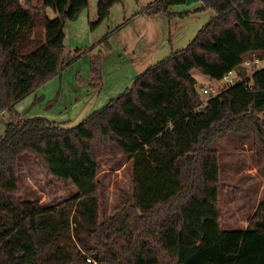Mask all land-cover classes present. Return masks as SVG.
<instances>
[{
	"label": "trees",
	"instance_id": "trees-1",
	"mask_svg": "<svg viewBox=\"0 0 264 264\" xmlns=\"http://www.w3.org/2000/svg\"><path fill=\"white\" fill-rule=\"evenodd\" d=\"M34 1L0 0V113L10 115L0 137V264H264V199L246 229H223L214 149L227 131L252 134L264 174V67L249 78L244 65L253 54L264 58V0H200L215 14L192 43L73 127L25 117L16 104L65 65L66 21L89 0ZM120 1L98 0L92 28ZM186 1L156 0L143 13L172 17L170 6ZM101 61H92L95 85ZM194 69L212 80L235 72L236 80L203 101ZM167 76L187 87L197 108L177 116ZM26 153L72 183L76 196L51 206L20 199ZM117 155L132 160L133 188L109 214L101 210L100 165Z\"/></svg>",
	"mask_w": 264,
	"mask_h": 264
},
{
	"label": "rangeland",
	"instance_id": "rangeland-1",
	"mask_svg": "<svg viewBox=\"0 0 264 264\" xmlns=\"http://www.w3.org/2000/svg\"><path fill=\"white\" fill-rule=\"evenodd\" d=\"M154 0H121L110 11L109 17L96 28L91 23L97 20L98 0H89L75 20L65 24V65L45 84L16 104V109L25 117L41 116L64 127L81 123L96 110L106 106L127 89H131L136 77L149 66L169 57L174 51L188 47L198 32L205 27L213 10H203V3L195 2L171 5L168 14H159L154 23L165 28L163 37L157 35L154 23L147 20L143 10ZM34 4H39L38 0ZM156 6H152L155 10ZM50 15H53L51 12ZM153 24V26H152ZM143 31L139 36L137 31ZM102 55L99 85L94 84L92 61ZM253 54L247 75L264 67V58ZM259 59V60H256ZM198 80L200 98L208 95L203 87H221L223 80H212L194 69ZM176 88L177 116L197 108V101L187 87L168 76ZM264 119V113H261ZM10 115L0 113V137ZM253 147L252 134L227 131L219 137L214 149L220 161L219 205L222 210V228L246 226L248 220L264 199V174L259 172L258 154ZM131 161L117 155L101 159L100 178L103 181V208L109 214L116 212L124 193L131 194ZM78 193L70 182L61 181L47 174L35 156L26 153L19 163L20 199L36 201L45 206L62 204Z\"/></svg>",
	"mask_w": 264,
	"mask_h": 264
},
{
	"label": "crops",
	"instance_id": "crops-1",
	"mask_svg": "<svg viewBox=\"0 0 264 264\" xmlns=\"http://www.w3.org/2000/svg\"><path fill=\"white\" fill-rule=\"evenodd\" d=\"M156 0H154L153 2H155ZM199 2V1H198ZM193 4V3H192ZM156 6V5H155ZM144 14H146V16H147V20L149 21V22H152V20H153V23H154V21H155V18H156V16L157 15H159V14H161V15H163L164 13H159V12H153V13H150V14H147V13H144ZM154 29H156V31L158 32L157 33V35L159 36V37H163L164 35H165V33H166V30H165V28H163V27H160V26H158V25H156L155 23H154ZM152 26H153V24H152ZM141 29H139L138 31H137V33H138V35L139 36H142V34H143V31H140ZM233 79L234 80H236V73L235 72H233ZM247 224H248V222H247ZM247 224H246V226H244V227H241L240 229H246L247 228ZM229 229H238L237 227H231V228H229Z\"/></svg>",
	"mask_w": 264,
	"mask_h": 264
},
{
	"label": "built area",
	"instance_id": "built-area-1",
	"mask_svg": "<svg viewBox=\"0 0 264 264\" xmlns=\"http://www.w3.org/2000/svg\"><path fill=\"white\" fill-rule=\"evenodd\" d=\"M257 61V60H256ZM251 64V61H245L244 65L248 66ZM233 72H229L226 75H224L223 77V81H225L226 84H230L233 83L235 80L233 79ZM202 92L205 95H209V94H216L218 92V87H214V86H208V87H203L202 88ZM88 260L90 261L91 259L88 258Z\"/></svg>",
	"mask_w": 264,
	"mask_h": 264
},
{
	"label": "water",
	"instance_id": "water-1",
	"mask_svg": "<svg viewBox=\"0 0 264 264\" xmlns=\"http://www.w3.org/2000/svg\"><path fill=\"white\" fill-rule=\"evenodd\" d=\"M198 1H200V0H187L186 4L187 5H191L192 3H195V2H198Z\"/></svg>",
	"mask_w": 264,
	"mask_h": 264
}]
</instances>
